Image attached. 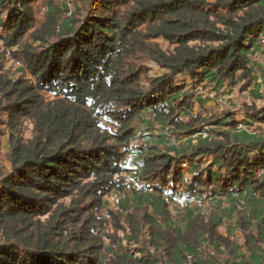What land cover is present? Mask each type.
Masks as SVG:
<instances>
[{"label":"trees","instance_id":"16d2710c","mask_svg":"<svg viewBox=\"0 0 264 264\" xmlns=\"http://www.w3.org/2000/svg\"><path fill=\"white\" fill-rule=\"evenodd\" d=\"M261 36L264 0H0V264H264ZM236 89L260 105L203 117L204 91L235 108ZM209 201L241 247L190 208Z\"/></svg>","mask_w":264,"mask_h":264},{"label":"rangeland","instance_id":"374dc122","mask_svg":"<svg viewBox=\"0 0 264 264\" xmlns=\"http://www.w3.org/2000/svg\"><path fill=\"white\" fill-rule=\"evenodd\" d=\"M206 1L208 3H214L216 0H206ZM35 12H36L37 23L38 24L42 23L44 20L43 14L45 12L44 6L43 5L37 6L35 8ZM165 48H168L167 44H165ZM263 58H264V54L259 58V60ZM11 66L12 64L9 62L4 65V68L7 69ZM191 84H192L191 81H188L187 87L190 88L192 86ZM247 92H249V90H247ZM202 94L204 95V97L208 99V102L205 106V114L203 115L204 118H208L209 116H214V115L220 116L222 113L227 112V111H232L233 114L241 116L244 114L241 112V109L243 108L241 106L242 103L255 104L256 106L260 105L259 100H254L251 97H248L247 93H246L247 96H242V94L238 92V89L234 90L231 96V99L233 102L232 104L236 105L235 108H231L229 106V103H226L224 100L219 101L218 100L219 98L215 97L214 93L212 92L207 93L206 91H204ZM197 111H199L198 107L194 108V112H197ZM200 127H205V124H202ZM242 128L238 126V129H242ZM251 130L254 133L262 134L264 136V124H255L254 126H252ZM193 143H195V141ZM4 144H5V141L2 145V152H0V160L3 161L6 167H8V164L4 162V152L6 150ZM126 159L129 161L131 157L128 156ZM195 162L199 164L201 163L203 167H206L212 162V156H204V155L197 156L195 158ZM177 171H180L186 174L185 180L188 181L189 179H191V176L187 175L188 166L187 164L184 163V161L180 162V164L178 165ZM129 172L133 173L134 172L133 168H129ZM257 173L259 174V172ZM258 174L257 176H259ZM153 185H154V182H151L150 187L152 188ZM134 187H136V185ZM167 189L169 191L173 190L175 193L182 192L184 190V188L181 187L178 183H171V182L167 186ZM122 199H123V195L116 196L113 194H109L107 197H105V200L108 203V211H111L114 215H118V220H119L120 225L126 229L127 228L126 215L128 214V212L122 209ZM183 208L184 206L181 204L180 201H171L170 203H168L167 208H166L167 210L166 218L168 222L166 224L172 223L175 226H179V228H183L182 225L185 221L184 220L185 213H184ZM190 208L194 209L196 211V214L198 213L203 214V218L205 221L208 220L210 217H214V216L220 217L221 216L222 224L219 228L216 229V232L218 233V235H220L223 238H227L231 242L237 243V245L240 247L243 245L242 233L236 224V221L240 215L232 214L231 217L229 215L228 217L224 214L225 211L229 209L228 202L223 201L222 205H216L210 201L204 202V203L193 202L190 204ZM111 218L112 217H110V219ZM160 221H161V218H160ZM166 224H164L161 221L162 230H165L164 225ZM107 230H109L110 232H113V227L109 225ZM143 231L144 232H143L141 239L148 240L149 230H148L147 225L144 226ZM118 235L119 237H123L124 233L119 232ZM123 245H126L125 241L123 242ZM140 246L141 245L136 244V245H132V247L130 248L137 249V248H140ZM149 247L150 246H148L147 248ZM200 251L202 252V249H200ZM221 251H224V250L222 249ZM149 252L153 253V248H150ZM209 253H210L209 257H216V252L213 250V248H210V250H208V254ZM216 258L222 260L223 256L216 257ZM190 261L192 262L193 259H191Z\"/></svg>","mask_w":264,"mask_h":264},{"label":"built area","instance_id":"2783aa9c","mask_svg":"<svg viewBox=\"0 0 264 264\" xmlns=\"http://www.w3.org/2000/svg\"><path fill=\"white\" fill-rule=\"evenodd\" d=\"M260 41H261V43L264 45V37H260ZM257 172H259V177H264V171L263 170H261V169H259Z\"/></svg>","mask_w":264,"mask_h":264}]
</instances>
